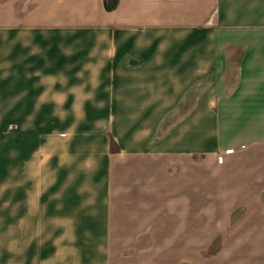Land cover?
<instances>
[{"label":"crops","instance_id":"1","mask_svg":"<svg viewBox=\"0 0 264 264\" xmlns=\"http://www.w3.org/2000/svg\"><path fill=\"white\" fill-rule=\"evenodd\" d=\"M30 1L0 0V264H264V0Z\"/></svg>","mask_w":264,"mask_h":264},{"label":"rangeland","instance_id":"2","mask_svg":"<svg viewBox=\"0 0 264 264\" xmlns=\"http://www.w3.org/2000/svg\"><path fill=\"white\" fill-rule=\"evenodd\" d=\"M221 1H223V0H215L214 2H211V4H210V6H211V11H210V14H209V19H203V22H205V24L207 23V22H209V20L211 19H213V20H215V18L217 17V15H218V12H219V6H220V3H221ZM207 2H206V0H203V8H208L209 7V5L207 6V4H206ZM206 4V5H205ZM34 6H35V4H33V2L32 1H30V0H27V2H26V7L27 8H29L28 10L30 11V10H32V9H34ZM207 6V7H206ZM210 8V7H209ZM208 24V23H207Z\"/></svg>","mask_w":264,"mask_h":264},{"label":"trees","instance_id":"3","mask_svg":"<svg viewBox=\"0 0 264 264\" xmlns=\"http://www.w3.org/2000/svg\"><path fill=\"white\" fill-rule=\"evenodd\" d=\"M119 0H104V9L106 12H113L117 9Z\"/></svg>","mask_w":264,"mask_h":264},{"label":"built area","instance_id":"4","mask_svg":"<svg viewBox=\"0 0 264 264\" xmlns=\"http://www.w3.org/2000/svg\"><path fill=\"white\" fill-rule=\"evenodd\" d=\"M233 151H228V152H226V154H231Z\"/></svg>","mask_w":264,"mask_h":264}]
</instances>
